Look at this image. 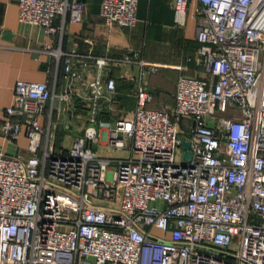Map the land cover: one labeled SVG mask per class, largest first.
I'll return each instance as SVG.
<instances>
[{"label": "built area", "instance_id": "2783aa9c", "mask_svg": "<svg viewBox=\"0 0 264 264\" xmlns=\"http://www.w3.org/2000/svg\"><path fill=\"white\" fill-rule=\"evenodd\" d=\"M138 1L102 0L101 13L134 25ZM18 5L47 33L85 9L84 0ZM174 9L176 24L194 19L195 62L210 75L181 74L171 110L147 106L154 93L142 77L157 63L129 47L120 60L142 65L136 104L101 117L117 82L102 76L109 57L93 56L90 122L57 150L54 110L82 77L74 53L59 90L16 80L0 129L11 141L25 134L30 152L0 150V264H264V0H175Z\"/></svg>", "mask_w": 264, "mask_h": 264}, {"label": "crops", "instance_id": "0c3cea01", "mask_svg": "<svg viewBox=\"0 0 264 264\" xmlns=\"http://www.w3.org/2000/svg\"><path fill=\"white\" fill-rule=\"evenodd\" d=\"M84 1L82 20L67 21L63 33H47L41 25L19 18L18 0H0V105L12 102L18 78L47 80L51 89L59 90L66 81L65 57L70 53H74V66L82 77L75 80L68 100L54 110L57 135L60 132L80 134L90 122L91 87L88 80L99 72L90 60L93 56L109 57L102 76L104 80L113 76L117 82L112 102L107 97L100 98L104 105L100 116L108 119H115L123 108L131 109L136 104L142 65L136 60H120L129 47L139 50L145 61L157 63L155 70H147L142 77L146 87L154 93L153 100L147 102L149 107L168 110L174 107L181 74L209 78L205 67L195 62L198 40L194 19L189 17L186 25L176 24L175 0H139L138 19L134 25L108 24L101 13L102 0ZM55 21L60 23V17L57 16ZM56 48L64 54L60 57L51 55L50 50ZM51 105L49 102L47 111ZM3 117L0 113V121ZM43 122L47 124V117ZM70 143L64 138L57 140L55 147L66 149ZM0 150L27 155L30 152L28 137L22 134L11 141L0 129ZM103 150L119 152L110 148Z\"/></svg>", "mask_w": 264, "mask_h": 264}, {"label": "rangeland", "instance_id": "374dc122", "mask_svg": "<svg viewBox=\"0 0 264 264\" xmlns=\"http://www.w3.org/2000/svg\"><path fill=\"white\" fill-rule=\"evenodd\" d=\"M77 118H75L74 117V119H73V121H77L76 120ZM75 124H77V123H75ZM184 125H185V123H184ZM68 134L66 135L64 132H60V133H58V135L56 134V138H55V142L57 141V140H62V139H66V141H72V139L78 134V133H75V132H73V133H69V132H67ZM63 135H64V138H63Z\"/></svg>", "mask_w": 264, "mask_h": 264}, {"label": "water", "instance_id": "95a60500", "mask_svg": "<svg viewBox=\"0 0 264 264\" xmlns=\"http://www.w3.org/2000/svg\"><path fill=\"white\" fill-rule=\"evenodd\" d=\"M181 143L186 148V158H189L190 157L189 140L185 137H182Z\"/></svg>", "mask_w": 264, "mask_h": 264}]
</instances>
